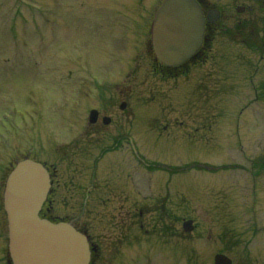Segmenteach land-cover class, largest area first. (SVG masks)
Wrapping results in <instances>:
<instances>
[{"label": "flooded vegetation", "instance_id": "obj_1", "mask_svg": "<svg viewBox=\"0 0 264 264\" xmlns=\"http://www.w3.org/2000/svg\"><path fill=\"white\" fill-rule=\"evenodd\" d=\"M201 5L205 13L211 8L204 0ZM206 50L198 52L204 64ZM136 55L132 49L114 77L77 89L75 98L32 122L28 152L50 175L40 215L85 234L90 264L104 261L108 251L119 263L120 249L133 252V259L147 255L162 239L175 248L181 237L206 238L212 264L217 253L230 256L231 264H264V147L246 152L240 117L224 115V103H214L230 91L237 96L243 80H254L256 89L258 70L171 71L143 67ZM228 87L223 97L215 95ZM257 101L255 90L242 107ZM185 220L190 231L183 229Z\"/></svg>", "mask_w": 264, "mask_h": 264}, {"label": "rangeland", "instance_id": "obj_2", "mask_svg": "<svg viewBox=\"0 0 264 264\" xmlns=\"http://www.w3.org/2000/svg\"><path fill=\"white\" fill-rule=\"evenodd\" d=\"M162 1L0 0V165L14 159L15 153L31 147V140L18 138L31 137L32 105L38 100L58 99L59 92L55 88L64 82L60 79L64 74L69 77L70 72L77 71L72 78L81 76L84 87H93L94 82H101L104 75H110L108 72L117 67L113 53H107L109 46L113 45L111 37L114 40L121 38L119 42H125L124 47L116 50L120 52L118 63L129 57L128 45L132 44L131 48L145 66L143 28L147 27V18L152 17ZM211 2L223 10L219 24L222 28L213 43L215 58L206 66L223 65L220 61L231 69L257 65L258 74L254 79L263 82L264 0H259V4L258 0ZM238 4L249 5V11L236 12L235 6ZM237 20H245V24L235 26ZM128 41L131 42L126 43ZM257 43L261 44L259 48ZM241 72L242 69L239 70ZM90 73L94 75L93 82L89 81ZM230 77L228 75V84H233ZM67 82L76 83L71 79ZM253 84L254 80H243L234 104L230 96L225 101L214 103H224V115L240 116L243 104L254 96ZM257 87L260 100L252 102L243 113L251 119L241 126L246 152L253 147H264V89L263 86ZM231 89L223 88L214 93H221L223 97ZM35 92H41V95L38 98L32 96L31 93ZM13 148L18 149L13 152ZM3 226L0 220V232ZM205 239L180 238L175 241V248L171 246V241L162 239L159 245H154L155 248H149L147 256L140 257L138 254L135 259L133 252L120 249L124 257L119 263L116 262L117 253L108 251L107 257L99 264H212L206 256ZM125 256H131V260Z\"/></svg>", "mask_w": 264, "mask_h": 264}, {"label": "water", "instance_id": "obj_3", "mask_svg": "<svg viewBox=\"0 0 264 264\" xmlns=\"http://www.w3.org/2000/svg\"><path fill=\"white\" fill-rule=\"evenodd\" d=\"M203 25L204 16L196 0H164L155 13L152 29L157 55L171 65L184 61L201 43ZM48 187L45 167L31 159L19 161L7 178L4 207L14 263L87 264L90 252L83 234L70 224H55L39 217ZM226 260L216 256V264Z\"/></svg>", "mask_w": 264, "mask_h": 264}]
</instances>
